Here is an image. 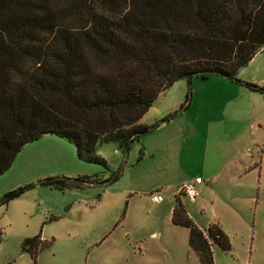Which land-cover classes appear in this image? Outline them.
<instances>
[{
  "label": "rangeland",
  "instance_id": "rangeland-1",
  "mask_svg": "<svg viewBox=\"0 0 264 264\" xmlns=\"http://www.w3.org/2000/svg\"><path fill=\"white\" fill-rule=\"evenodd\" d=\"M235 77L264 84L263 52ZM184 104L126 151L113 142L97 144L105 165L78 158L55 134L25 143L0 176V195L30 183L0 205V264H33L21 241L37 233L50 241L34 264H201L187 244L188 229L172 224L168 211L180 184L195 175L202 178L199 195H182L184 208L201 228L218 222L230 243L228 250L211 246L212 264H264V93L221 75L183 76L158 93L139 121L150 123ZM154 133L162 134V144L152 154L143 147L139 153ZM246 149L259 151L260 172L256 165L234 179L229 168L215 174ZM114 170V180L79 188L36 183L46 175L105 178Z\"/></svg>",
  "mask_w": 264,
  "mask_h": 264
},
{
  "label": "trees",
  "instance_id": "trees-1",
  "mask_svg": "<svg viewBox=\"0 0 264 264\" xmlns=\"http://www.w3.org/2000/svg\"><path fill=\"white\" fill-rule=\"evenodd\" d=\"M258 50L264 54V0H0V174L43 134L105 165L97 144L126 151L186 107L139 121L158 93L183 76L221 75L264 93V84L235 77ZM118 173L46 175L36 183L64 190ZM29 184L4 191L0 205ZM182 195H173L170 221L188 229L187 244L200 263L212 264L211 246L228 250V236L218 222L200 229ZM49 241L40 233L24 237L21 250L34 264Z\"/></svg>",
  "mask_w": 264,
  "mask_h": 264
},
{
  "label": "crops",
  "instance_id": "crops-1",
  "mask_svg": "<svg viewBox=\"0 0 264 264\" xmlns=\"http://www.w3.org/2000/svg\"><path fill=\"white\" fill-rule=\"evenodd\" d=\"M159 125H161V123L158 124L157 126H159ZM162 140H163V136H162L161 133L151 134L148 138H146L145 140L141 141V143L143 145L141 144L139 149L141 150L142 147H143L147 153L150 152L152 154L154 152V150H156L157 146H160L162 144ZM138 141L139 140H137V142ZM255 152H256V154H255ZM259 157H260L259 151H257V150L253 151L252 149H246V152H244V154H237L236 153V156L234 155L228 161H227V159H225L221 163L220 167L218 168V170L216 171L215 174L223 171L225 168H229L228 174H230V178L234 179V178L239 177L241 174L252 170L253 167H255L256 165H257V169H258L257 171L260 172V170H259V168H260V158ZM238 163L242 165V168H239L237 166ZM2 174H0V176ZM226 174H227V172H226ZM195 176H199V175H195ZM171 206H172V204L169 205V207H168L169 213H170V210H171ZM189 216H190V214H189ZM208 223H209V221L206 223V225ZM198 227L200 229L204 228V227L201 228L200 226H198Z\"/></svg>",
  "mask_w": 264,
  "mask_h": 264
},
{
  "label": "built area",
  "instance_id": "built-area-1",
  "mask_svg": "<svg viewBox=\"0 0 264 264\" xmlns=\"http://www.w3.org/2000/svg\"><path fill=\"white\" fill-rule=\"evenodd\" d=\"M201 181L202 178L200 176H195L194 179L180 184L177 191H180L189 200H194L199 195V188L196 186V183ZM151 198L154 201H161L163 196L160 193H152Z\"/></svg>",
  "mask_w": 264,
  "mask_h": 264
}]
</instances>
